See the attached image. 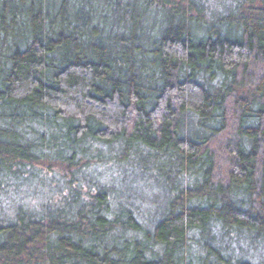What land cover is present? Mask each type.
I'll list each match as a JSON object with an SVG mask.
<instances>
[{"label":"trees","instance_id":"trees-1","mask_svg":"<svg viewBox=\"0 0 264 264\" xmlns=\"http://www.w3.org/2000/svg\"><path fill=\"white\" fill-rule=\"evenodd\" d=\"M0 264H264V0H0Z\"/></svg>","mask_w":264,"mask_h":264}]
</instances>
